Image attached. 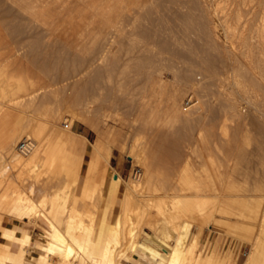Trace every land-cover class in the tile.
Returning <instances> with one entry per match:
<instances>
[{
	"label": "rangeland",
	"instance_id": "rangeland-1",
	"mask_svg": "<svg viewBox=\"0 0 264 264\" xmlns=\"http://www.w3.org/2000/svg\"><path fill=\"white\" fill-rule=\"evenodd\" d=\"M224 1L0 0V125L3 127L0 137H15L11 153L0 139V199L4 192L12 194L15 190L16 196L34 200L39 210L48 211V207L54 206L64 211L65 222L76 213L77 220L95 225V230L102 227L109 230L111 225L115 229L117 221H124L121 205L124 188L133 181L143 184L149 174L147 182L131 192L128 206L132 225L129 220L128 224L133 229L127 225L132 232L129 234L122 228L123 233L119 226L123 234L119 232L121 245L116 253L120 252V264H139L146 257L151 264H158L136 245L142 243L163 252L167 248L161 244L168 241L172 246L169 251L177 245L173 238L182 236L178 229L184 222L178 223V231L165 224L163 217L156 216L154 201L170 202L171 196L183 194L179 186L181 177H198L197 181H204L213 169L221 178L217 187L222 199L228 200L233 211L225 215L217 213L222 219L226 216L227 223L221 221L227 226L212 224L201 229L194 222L188 229L183 224L182 231H189H185L187 237L183 236L187 239L182 241L185 243L182 249L186 247L182 252L188 261L191 257L205 258L212 250L217 255L219 252L214 264L250 262L257 242L264 240L261 229L264 225V81L248 66L244 52H229L224 44L215 42L214 31L224 35L225 18L233 23L240 17L238 27L246 26L250 42L256 25L264 24V0L251 5H244L242 0H227L228 8L223 12L217 5ZM100 32L105 36H100ZM103 52L106 54L104 73H97V69L85 72L90 60ZM27 73L34 77L41 75L52 86L45 95L40 90L36 99L23 96L15 100L16 110L12 109V115L2 119L11 100L22 93ZM235 78L245 80L248 91L239 89L234 84ZM176 89H184L180 107L188 113V119L168 118L167 98ZM144 97L149 110L146 114L141 110L145 106ZM191 98L197 104L185 109ZM89 101L95 108L87 109ZM77 114L84 115L98 128L80 122ZM38 125L41 126L38 138L29 135ZM54 125L70 132L72 139H87L77 181H72L73 176L65 175L59 167L29 169L25 161L30 154L18 150L26 139L32 140L35 147L40 142L44 144ZM100 134L112 147L108 179L103 181L98 177L97 182L85 183L86 164ZM144 149L145 159L133 162L131 151L139 154ZM146 165H149L148 174ZM136 171H140L139 177H135ZM116 173L121 188L112 197L110 185ZM143 212L146 220H140ZM24 216L0 208L3 226L17 223L27 226V238L34 243L43 241V230L49 228L46 216L38 213L23 220ZM101 223L104 226L100 227ZM229 223L230 231L225 228ZM164 229L167 234L166 230L163 233ZM167 235L172 239H165ZM194 235H197L195 240ZM136 239L138 243L134 242ZM191 241L197 245H191ZM0 242H5L1 229ZM132 244L136 247L129 250ZM188 246H192L193 252ZM186 250L192 256L186 255ZM32 254L38 255L34 251ZM73 258L74 264L81 262ZM51 260L55 264L62 262L58 256H52ZM188 261L186 264L191 263Z\"/></svg>",
	"mask_w": 264,
	"mask_h": 264
},
{
	"label": "bare ground",
	"instance_id": "bare-ground-1",
	"mask_svg": "<svg viewBox=\"0 0 264 264\" xmlns=\"http://www.w3.org/2000/svg\"><path fill=\"white\" fill-rule=\"evenodd\" d=\"M135 1L138 2V0H135ZM256 1L257 0H242L244 5L255 4ZM36 2H34V3H36ZM228 4L229 3L226 0V1H224V4L218 3L217 6H220L221 10L223 12H225V10L228 8ZM29 8H31V7H29ZM225 19H226L225 22L227 24L225 33H224V35H220L216 31H214V37L216 39L215 42L218 41V42L224 44L225 47L229 50V52L230 51H232L233 53H235L237 51L244 52V56L247 60L248 66L255 72L256 75H258V77L261 80L264 81V24L261 23V25L259 24L258 27L256 25V27L254 28V31H252V36H250L251 40L249 42V40H247V36H246V28H245L246 26H243L242 28L238 27L239 26L238 24L240 22V17L237 18L236 22L234 21L235 23L234 22L232 23L228 18H225ZM99 34H100V36L101 35L105 36V34L103 32H100ZM105 61H106V54L104 52L102 54L97 55L96 57L94 56V58H92L90 60L89 65H88L85 72H87L88 70L94 71L95 69H97L96 70V71H98L97 73L101 74L102 70L105 69V68H103L104 67L103 64H105ZM102 73H104V72H102ZM80 74H82V73H79V75ZM84 74H86V73H84ZM38 76L39 77L36 76L37 77L36 78L34 76H31V74H29V73L26 74V79L23 83V88L21 90L22 93L20 95H18V97L11 100L12 103L7 106L8 107L7 110L6 109L4 110L5 113L2 112V113H4L3 116H1L2 119L10 117L12 115V113H11L12 109L14 111V109L17 108L14 105H18V101L15 102V100L20 99L21 97L23 98V96L29 97L30 99H36L40 93L39 92L40 90H41V92H44V95H45L46 90L50 86H52L51 82L48 83L46 78H42L41 75H38ZM99 76H101V75H99ZM238 78H235V80L233 79L234 84L239 89H241L242 91H248L249 87L244 82L245 80L243 81V79L240 80ZM66 80H67V78H66ZM55 84H57V83H55ZM183 93H184V89H176V90L172 91L167 98L168 118L172 121L180 120L182 118L188 119L187 118L188 113L186 112V114H185L184 111L182 112V110H181L182 108L180 107L182 95H184ZM64 101H68V99H64ZM146 101H147V99L144 97L143 102L145 104H143V106L144 105L145 106H144V108H141V110L143 109L142 111H144L145 114L149 112V110L147 112L148 106L146 105V103H147ZM148 102H149V99H148ZM195 104H197V103H194L192 106H194ZM4 105L6 106V104H4ZM92 105H93V102L89 101L86 104L87 109L88 110L92 109V107H94ZM192 106H190V107H192ZM190 107H187L185 109H188ZM142 114H141V116H142ZM104 116L108 117V115H104ZM76 118L82 123L90 125L91 127H95V129L98 128V126L96 124L91 123L92 121L91 122L88 121L87 118L82 114H77ZM190 119H191V117H190ZM42 121H45V120H42ZM33 129H32L33 132L30 131L32 134H30V132H29V135H32V136L38 138L41 126L38 125V126L34 127ZM2 130H3V127L0 125V133L2 132ZM1 138L3 140L2 146L7 150V152L11 153L13 151L12 148H13V144L15 142V140H14L15 137L11 136V135L10 136L4 135V137L2 136V137H0V139ZM85 146H86V141L84 139H82L80 137H78L77 139H72V134L70 132L65 131V130L54 125L50 137L48 139H46V142L44 144H42L40 142L35 147V143H34V148L32 149V151L30 153H28V154H30V157L28 159H26V161H25L26 166L29 169L30 168H36V167H44L47 169H54V168L59 167L62 172H65V175L69 174V175L73 176L74 180H72V178H71L72 181H77L78 177H79V170L81 169V167L84 164ZM3 147H2V150L5 151V149H3ZM93 151L90 154V159L87 161V164H86L87 165V173L84 175L85 183H88V182L90 183V181H95L98 177H99V180L107 181V179H108L107 170H108V167L110 165V158L112 156V147L110 145H108V143H106L105 136L103 134L102 135L100 134L98 136L96 142L94 143ZM143 155L145 156V149L142 152H140L139 154H134V151L132 150L131 154L129 156L133 160V162H135L136 160L139 161L138 159H140V158L145 159V157ZM16 160H17L16 161L17 163L20 162V159L18 157ZM145 168L147 169L146 171L148 174L149 173L148 172L149 171V169H148L149 165H146ZM185 169H187V168H185ZM212 171H213V169L210 171V173L208 175H206V178H204V181H201L200 179L197 181L198 177L197 178H189V177H184V176L181 177L179 186L181 187L180 190H181V192L183 191V194L171 196L172 200H170V202H168V203H165L163 201H158V200L154 201V208H156V216L163 217V218H161V217L160 218L164 219L165 224H169L170 226H172L174 228V230L179 228L178 223L179 222L181 223V221L184 222L183 224L185 226H187L188 229H189L190 225L194 222H195V224L197 223L196 225H198L199 228H201V229L204 227H211L212 224L217 225V226L221 225V224H222V226H224V225L227 226V224H224L225 222L227 223V221H225V220H227V218H225L226 216L223 217L225 219L224 220L220 216L218 217L217 213H219V214L222 213L225 215L227 213L229 214V212L233 211V209L231 210L230 207H232V206L228 204V200L223 201V199H222L223 197L221 196L222 193L220 194V192H221L220 187H217L219 185V181L221 180V178L216 173L215 170L213 172ZM148 176L150 177L149 174L146 177L148 178ZM147 178L145 179V182H143V184L147 182L146 181ZM222 180H223V178H222ZM95 182H97V181H95ZM95 182H92V183H95ZM220 183H222V181ZM143 184H140V185L143 186ZM140 185L133 181L132 184H130L129 186H127L125 188L123 187L125 192H124V196L122 197L121 205H122V208L124 210V213L122 212L124 214L123 215L124 221H117L115 223V227H114L115 229H113V226L111 225L112 229L110 226L109 230L108 229H105V230L102 229V228H104V227H102V225L104 226V224H102V223L100 225V227H102L100 230L99 229L95 230V228H94L95 225L93 226V224L89 225V226L85 225L82 222V220H77L78 217L76 216L77 215L76 213L72 217V220L71 219H70V221L66 220V222H65L64 218L66 217L65 216L66 213L64 211L58 210L54 206L48 207L49 208V209L47 208L48 211L45 209H44L45 211L41 210V209L39 210L37 204L31 198H29V197L28 198H20L19 195H17V196L15 195V194H17V192L15 190L12 193L13 195L9 194L7 192H4L2 194V199H0V208L8 210L11 213L18 212L22 215H25L23 217V220L24 219L27 220V219L33 217V215L36 216V214L41 213L44 216H46L47 225L49 226V228H46L43 230L44 240L43 241H37V243H34L29 238H27V234L29 232V228L27 226H22V225L17 223L11 227H5L2 225V220L0 219L1 236L5 240V242H3V243L0 242V264H55L51 260L52 256H58L62 261V262H59L60 264H74L72 261V257L80 259L79 261H81V262L79 264H120V262L118 260L120 252L116 253V251H117L116 248L118 245H121L120 244L121 243L120 233L123 232L122 228H125L126 230H128L129 234H130V232H132V231H130L133 228H132V226H130L131 222L129 219H131V218L129 217L130 212H129L128 202L130 200L131 192L134 193L135 191H137V189L141 188ZM110 186L112 187L111 195H112V197H114V195H115L114 191H116V189H119V187L121 188V184H120L117 173L112 178V184ZM138 186H140V187L138 188ZM75 198H77V197L75 196ZM74 203L75 202H73V205H76V203L75 204ZM76 209L74 208V212H76ZM78 210L79 209H77V211ZM146 212H148V211H146ZM78 213H79V211H78ZM119 213H121V212H119ZM233 213L234 212H232V215H233ZM148 214L149 213H147V216H148ZM139 215H141V214H139ZM119 216H118V218H119ZM123 216L121 217V219L123 218ZM130 216H132V214H130ZM144 216L146 217L145 212L142 213L140 220H142L144 218ZM128 220H129L130 224H128L129 223ZM133 220H134V218H133ZM144 220H146V218H144ZM157 220H159V219H157ZM213 220H215L214 223H213ZM221 220H224V223H222L223 221H221ZM159 221H161V220H159ZM159 221H157V222H159ZM164 221H162V222H164ZM230 221H231V219H230ZM261 222H262V220H261ZM137 223H138V221H137ZM183 224L181 225V227L184 229L185 226H183ZM231 224H232V221H231ZM262 224H264V223H262ZM262 224H261V226H262ZM106 225H108V224H106ZM127 225H129L131 227L130 230H129L130 227ZM134 225H135V223H133V226ZM163 225L164 224L162 223V226ZM119 226L121 227L120 228L121 232L119 231ZM138 226H139V224L137 225V227ZM165 226L168 230L169 226L167 227V225H164V227ZM228 226L230 227V223ZM126 227L127 228L129 227V228L127 229ZM140 227H141V225H140ZM158 227H160V226H158ZM229 227H225V228H228L227 230L230 231L232 228L231 227L229 228ZM105 228H106V226H105ZM182 228L178 229L179 230L178 234H180V235L182 234V236L178 237V239H177L176 237L178 235H176V237L173 238V239L177 240V242L174 240V242L177 245H175V247L173 246V248L170 249L169 251H168V248H171L172 246L170 245L171 243L169 244L168 241H166L164 244H161V246H163L162 248H164V246L167 248V249H163V252L158 250V248L147 246V245H144L142 243L140 244L141 246L139 244L138 245H136L135 243L134 244L137 247L138 246L142 247L144 254H146L147 256H150L158 264H186L188 261V260H186V257L188 258V256L185 257L184 253L182 252V250L185 251L184 249L186 248L185 247L184 249H182L184 247V246L182 247V245L185 244V243H183L184 242L183 239L184 240L187 239V238L186 239L184 238L188 234V232H185V231H189V230L188 229L187 230L185 229V231L183 230L186 233L185 234L182 231ZM261 229L264 230V225H263V228H261ZM165 230L166 229L163 230L164 234H165ZM178 230H176V231H178ZM168 231L170 232L171 230L169 229ZM168 231L166 232V234L168 233ZM225 231H226V229H225ZM123 233H121V234H123ZM155 233H156V230H155ZM95 234H96V237H95ZM125 234H127V232ZM129 234H127V235H129ZM132 234L135 235L136 233H134V231H133ZM137 234H138V232H137ZM167 236L165 237V239L166 238H168V240H170L169 238L172 239V237H170V235L168 237ZM195 236H197V235H194L193 239L197 238ZM125 237H128V236L125 235ZM134 237H132L130 239L135 240ZM137 239L134 242H137ZM125 240H126V238H125ZM257 240H259V239L257 238ZM122 241H123V238H122ZM154 242H156V241H154ZM194 242L195 241H193V242L191 241V243H192L191 245H194ZM125 243H127V242H125ZM130 243H129V245H130ZM134 244H132V246L130 247L131 249L129 248V250L133 249L132 247L135 246ZM195 245H197V244H195ZM126 246H128V244ZM27 247H29L30 249H27ZM188 247H190V246H188ZM190 248H188L189 251L193 252L192 250H194V249H192V246ZM193 248L196 249V247H193ZM33 251L37 252L38 255H33L32 254ZM191 252L188 253V251H187L186 252L187 254L186 253L185 254L188 255V254H191ZM211 253H212V250H211ZM211 253L208 255H205L206 256V257L204 256L205 258H202L201 256H200L201 258H197V257L193 258V257H191L193 254L192 253L190 256L192 259L191 258H190L191 260L189 259L191 261L190 264H203V263L204 264H214L215 263L214 260H216V259L218 260L219 252H218V255H217V252H215L216 254L215 253L211 254ZM123 254H125V253H123ZM29 256L32 257L34 260L29 259L28 258ZM75 258H73V259H75ZM123 258H125V257H123ZM190 261H188V263ZM249 261L250 262H248L247 264H263V262H264V240L263 239L259 240L257 242L255 249H253V252H252V255H251ZM139 264H151V262L146 257V258H144V260L142 262L140 261Z\"/></svg>",
	"mask_w": 264,
	"mask_h": 264
},
{
	"label": "built area",
	"instance_id": "built-area-1",
	"mask_svg": "<svg viewBox=\"0 0 264 264\" xmlns=\"http://www.w3.org/2000/svg\"><path fill=\"white\" fill-rule=\"evenodd\" d=\"M193 104L194 103L192 101V98L189 99V101H187L186 108L192 106ZM65 126L68 128L69 124L66 123ZM33 148H34V142L30 139L29 140L26 139V140L22 141L18 146V150L24 155H27L28 153H30ZM139 176H140V171H136L135 177H139Z\"/></svg>",
	"mask_w": 264,
	"mask_h": 264
},
{
	"label": "crops",
	"instance_id": "crops-1",
	"mask_svg": "<svg viewBox=\"0 0 264 264\" xmlns=\"http://www.w3.org/2000/svg\"><path fill=\"white\" fill-rule=\"evenodd\" d=\"M84 140H86L87 141V139L86 138H83ZM25 220V219H24ZM33 236V235H32ZM139 262V261H138Z\"/></svg>",
	"mask_w": 264,
	"mask_h": 264
}]
</instances>
